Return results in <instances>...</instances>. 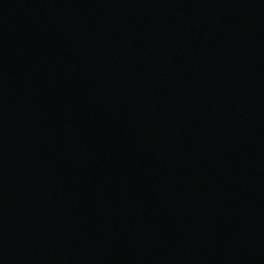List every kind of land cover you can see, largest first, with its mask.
Returning a JSON list of instances; mask_svg holds the SVG:
<instances>
[{"label":"water","instance_id":"95a60500","mask_svg":"<svg viewBox=\"0 0 264 264\" xmlns=\"http://www.w3.org/2000/svg\"><path fill=\"white\" fill-rule=\"evenodd\" d=\"M0 264H264V0H0Z\"/></svg>","mask_w":264,"mask_h":264}]
</instances>
